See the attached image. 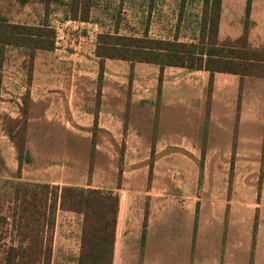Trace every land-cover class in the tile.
I'll list each match as a JSON object with an SVG mask.
<instances>
[{"label": "crops", "instance_id": "1", "mask_svg": "<svg viewBox=\"0 0 264 264\" xmlns=\"http://www.w3.org/2000/svg\"><path fill=\"white\" fill-rule=\"evenodd\" d=\"M247 1L222 0L221 10L237 9L243 15ZM250 17L256 24L264 21V0H252ZM95 27L98 32L90 39L79 36L76 42L70 40L61 46L56 43L53 50H38L35 54L32 121L58 122L63 136L69 138L66 144L60 143L65 162L61 177L46 176L53 169L47 166L50 157L46 151L32 153L39 163L35 182L101 189L119 195L112 264H233L223 226L197 224L199 213L217 218L224 214L221 207L197 210L196 201L203 194L199 189L201 169L216 168L220 163L207 155L202 161L200 154L233 151L234 137L244 134L246 84L255 78L222 72L212 76L206 70L178 66L162 70L154 63L107 58L99 80L95 52L103 31L98 24ZM148 33L149 39H170ZM87 39L94 43L89 44ZM256 81L260 85V79ZM39 131L36 136H52ZM121 151L162 154L155 168L172 170L181 168V153L194 154L188 163L195 170L193 180L186 189L179 178L172 176L170 181L156 176L149 188L148 178L130 177L116 187V154ZM90 152L102 154L108 164L96 165L94 184L84 185L83 177L81 181L73 177L79 170L84 172V159L79 154ZM166 156L169 160H163ZM143 159L128 168H148ZM97 178H102L98 185ZM182 199L190 202L188 208L176 207ZM148 200L151 206L145 209ZM80 250L79 245L64 262L77 264ZM234 264L244 262L237 260Z\"/></svg>", "mask_w": 264, "mask_h": 264}, {"label": "rangeland", "instance_id": "2", "mask_svg": "<svg viewBox=\"0 0 264 264\" xmlns=\"http://www.w3.org/2000/svg\"><path fill=\"white\" fill-rule=\"evenodd\" d=\"M205 9L204 0H91L86 11L88 19L75 20L70 17L71 0H0V18L29 25L47 21L56 30L58 46L70 40L76 42L79 36L92 38L98 32L96 24L101 26L103 35L146 37L151 31L153 36L170 38L169 40L177 38L180 42H196L202 36L207 38L210 34L209 28L205 34L202 32ZM82 14L84 10L80 9L79 15ZM246 22L248 48L261 52L259 58L264 59V21L256 24L257 21L251 17L246 19L245 11L242 15L237 9L221 10L219 41L224 43L240 40L246 29ZM102 34L98 36L96 47ZM89 39L87 42L93 44ZM261 66L255 69L254 75H248L255 79L251 78L252 83L246 84L244 134L234 137L233 151L227 154H200L202 161L207 155V158L220 163L216 168L201 169L199 189L203 194L196 201L197 210L199 212L202 208L208 210L221 207L224 214L217 218L207 212L203 215L199 213L197 224L211 226L218 223L223 226L233 264L237 260L244 264H264V68ZM256 78L260 79V85ZM39 130L49 132L52 136H36ZM63 135L58 122L46 124L32 121V61L29 50L0 46V187L3 188L6 181L35 182L39 163L34 161L33 152L46 151L50 157L47 166L53 168L46 176L61 177V168L65 162L62 160L60 143L66 144L69 140ZM22 144L26 150L22 156L21 178L17 179L18 147ZM161 155L154 152H118L115 186H121L125 178L143 177L148 178L150 188L156 176L170 181L173 176L175 179L179 178L182 188L187 189L195 171L188 167L194 154L181 153V168L175 170L155 168ZM79 156L84 159V172L79 170L73 178L81 181L83 177L84 185L87 182L94 184L95 166L105 167L108 159L92 152L80 153ZM141 157L148 162V168H128ZM163 160L169 159L166 156ZM78 162L81 163L80 160ZM111 172H114L113 169ZM100 180L102 178L96 179L97 185ZM191 202L195 203L193 200ZM189 203L182 199L176 202V207L188 208ZM150 206L149 200L145 202V209ZM56 219L52 264H67L64 259L81 246L82 217L74 212L58 210ZM3 244L4 242H0L1 251Z\"/></svg>", "mask_w": 264, "mask_h": 264}, {"label": "trees", "instance_id": "3", "mask_svg": "<svg viewBox=\"0 0 264 264\" xmlns=\"http://www.w3.org/2000/svg\"><path fill=\"white\" fill-rule=\"evenodd\" d=\"M90 1L71 0L70 17L87 20ZM251 2L247 1L246 19L250 16ZM221 3L222 0H204L206 9L202 32L205 34L209 28L210 34L196 42L102 34L95 52L99 58V80L103 77L107 58L154 63L162 70L165 66L206 70L212 76L216 72L254 75L257 67L262 65L264 68V59L259 58L261 52L248 48L247 22L240 40L219 41ZM80 9L84 14L79 15ZM55 43L56 30L47 21L29 25L0 18L1 48H26L32 66L36 52L53 50ZM25 150L24 144L18 147L17 179L21 178ZM119 209L120 198L113 191L6 181L4 187H0V242H4L0 264H52L58 210L74 212L82 217L77 264H112Z\"/></svg>", "mask_w": 264, "mask_h": 264}]
</instances>
